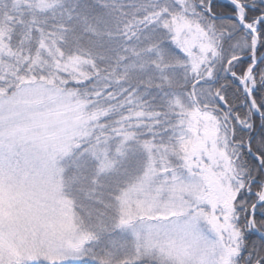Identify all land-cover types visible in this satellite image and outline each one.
<instances>
[{
    "label": "snow or ice",
    "instance_id": "snow-or-ice-1",
    "mask_svg": "<svg viewBox=\"0 0 264 264\" xmlns=\"http://www.w3.org/2000/svg\"><path fill=\"white\" fill-rule=\"evenodd\" d=\"M0 264H264V0H0Z\"/></svg>",
    "mask_w": 264,
    "mask_h": 264
}]
</instances>
